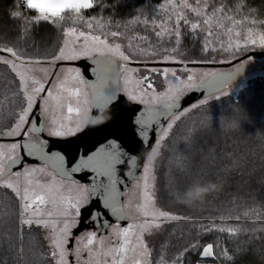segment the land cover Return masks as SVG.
Returning a JSON list of instances; mask_svg holds the SVG:
<instances>
[{"label":"snow or ice","instance_id":"6c2138e0","mask_svg":"<svg viewBox=\"0 0 264 264\" xmlns=\"http://www.w3.org/2000/svg\"><path fill=\"white\" fill-rule=\"evenodd\" d=\"M171 5L173 14L175 15L174 27H165L167 20L162 21L156 27L162 28V31H156L155 35L163 39L167 34L169 37H175L176 45L180 44L181 38V20L185 26L194 34L199 30L206 32L204 49L207 51L211 41L209 37L215 36L219 38L220 33L213 31V22L218 28L224 29V34L229 36L227 47L221 42V48L224 51L230 52L232 56H236L242 50L247 51L250 46L264 49V31L254 33L253 28L248 27L243 33V43L238 38L242 36L241 31H235L234 36L237 38L233 43V31L236 26L245 25L250 22L253 25H264V21L244 16L242 19H237L240 6L235 9L227 8L223 0H219L220 6H212L211 11L206 9L209 6V0H195V5L190 4L188 0H181L179 7L188 9L195 14V21L183 13L176 11L177 5L172 3V0H167ZM24 7L28 10H34L36 15L31 18H26L22 25L23 35H27L30 26L39 25L41 22H47L54 27H60L65 21L66 16L70 17L73 24L84 21L88 29L93 28L92 21L84 20L82 10L92 9L94 7L93 0H23ZM168 9L165 7V12ZM254 11V10H251ZM20 11H12L13 19L20 18ZM172 17L169 16L168 19ZM95 20V18H93ZM231 26L225 28V23ZM99 27H103L97 21ZM65 37L63 46L60 47L58 55L52 58V63L56 60H76L81 57L91 60L95 67L92 73L95 76L94 81L86 80L79 70L70 69L63 79H58V82L53 85L52 90L47 91L46 97H41L44 100V112L51 111L52 118L48 122L47 127H29L23 129V126L28 123L29 114L32 112L36 97L45 92L44 83L39 79H34L30 75L32 66L39 64L41 61L25 59L20 54L18 49L7 45H0V53H8L9 56L0 55V63L9 65L13 72L20 78L21 88L26 101V106L20 108L17 114L15 125L9 130L8 135L19 136L23 131L24 137H27L22 143H12L7 153L0 152V188L10 189L19 199V224L28 226L27 229L21 227L18 231L21 235L18 237L23 240L22 233L25 230L30 231L32 226L42 227L47 230L46 239L49 242L48 256L54 264H68L66 259L69 249L67 247L71 239L75 243V248L71 249L75 253L77 261L80 260L83 252L88 253V260L85 264H152L151 249L144 240V235H152L154 230H159L161 223L169 220L187 219L170 214L168 211L161 210L156 206L155 193V164L161 156V150L165 147V141L171 132L175 121L181 116L186 115L193 109L200 108L208 103V100L215 97L219 99L221 96H227V89L231 86L232 80L236 73H204L205 79L197 82L196 74L189 73L186 79H181L176 70L168 68L151 69L152 72H159L168 82V88L163 92H157L153 88V83L148 75H144L135 80V87L129 89L128 84L132 83L126 75L134 70L129 69L126 62L130 60V55L125 54L122 50V45L119 42H109V33L94 34L91 31H78L76 27H69L64 32ZM101 35L104 38H101ZM118 31L110 32L112 38L121 36ZM141 40H147V37H141ZM131 47V44L129 45ZM172 51H176L175 48ZM141 55H147V51L140 50ZM155 55L156 53H152ZM172 60L174 63H183L176 61L174 57L165 55L163 61ZM122 61L125 63H118ZM243 67V64L237 67V73ZM186 71L187 69H183ZM124 77V91L130 101L138 102L145 105V109L136 116L133 123L137 126L136 134L143 142L144 147H150L143 163V170L140 177L134 175L133 170L137 167V157L129 156L123 151L115 140H110L106 144L101 145L95 152L81 156L79 162L69 170L63 168L64 156L59 152L48 153L45 149L48 147V139L44 138L39 142H33L30 134L32 132L47 131L49 137L66 138L75 136L81 133L86 128H98L108 123L111 118V112L108 111L109 105L116 100V93L119 91L120 77ZM171 80H168V77ZM71 85V87L69 86ZM208 89V96L199 101L198 104H193L188 109L181 107V101L184 96L191 91L200 88ZM66 110V115L64 114ZM59 112V117L56 113ZM91 114L93 116L107 114L110 119L102 124L89 125L85 122V117ZM167 122V127L161 124V120ZM35 124V121L31 122ZM234 127L235 125H231ZM158 127L160 129L159 138L156 139L153 145L148 142V130ZM195 133V130H189L185 137L189 143ZM31 156H38L40 159L48 161H56V167L62 177H66L71 173L89 170L94 173L90 185H80L76 183L75 194L66 196L63 194V185L56 181L55 177L48 183H41L36 177V173H43L44 169L24 168L23 171L13 172V168L21 159L20 152ZM130 164L128 176H131L137 181L135 187L140 190L136 199H129L125 202L122 197L125 193L122 192L119 185L125 181L118 175L117 165L125 162ZM180 175L176 182L172 185V192L185 193L191 187L213 181V177L203 169H191L186 163L185 158L180 157L176 161ZM238 161L233 160V167H238ZM98 200L101 203L102 209L108 210L110 214L116 217L117 220L127 218L130 214L134 220L143 221L139 223L129 224L125 228L115 229V234L119 243L112 242L109 247L105 244L103 237H98L95 231L86 232L79 238L72 236V229L81 223L82 212L91 219L93 223L96 220H101L102 226L112 227V224L102 219L105 215L100 208H95L93 201ZM134 206V212L132 211ZM247 215V213H245ZM150 218V219H149ZM240 220L239 216L235 217ZM210 227L201 226L202 232L212 231ZM220 232H229L233 236L241 232L240 227H220L217 229ZM201 246L198 242L189 244L184 251H197ZM202 254L205 257L213 255V245L208 244L203 247ZM228 257L227 250L220 253ZM24 250L21 248L18 256L23 260ZM175 257L172 264H182L181 257ZM99 257V258H98ZM111 258L110 261L108 258ZM157 264H167L164 257L161 256Z\"/></svg>","mask_w":264,"mask_h":264},{"label":"trees","instance_id":"16d2710c","mask_svg":"<svg viewBox=\"0 0 264 264\" xmlns=\"http://www.w3.org/2000/svg\"><path fill=\"white\" fill-rule=\"evenodd\" d=\"M165 1L93 0L94 7L83 10L84 19L91 20L100 34L109 33V42L121 43L122 50L130 55V62L160 61L166 54L182 62L217 61L226 35L221 34L215 25L213 31L220 35L218 39L215 36L208 38L211 43L207 51L204 49L207 33L198 30L194 34L188 26L180 28L179 45H176L174 36L165 34L161 39L155 35L156 31L163 30L156 27L162 23L159 20L162 15L155 9ZM179 1L176 0V4ZM188 2L195 4V0ZM223 3L233 9L230 14H236L235 9L240 6L237 19L247 16L249 21L252 18L264 21V0H223ZM213 5L219 7V0H209L206 11L210 12ZM12 11H20L22 16L13 19ZM34 13L24 7L23 0H0V45L18 49L25 59L49 63L47 54L58 50L63 29L41 22L31 25L28 34L23 35L24 17L30 18ZM97 21L103 25L102 28ZM171 23L169 21L165 27H172ZM248 27L264 31V25L250 22L241 25V29ZM112 31L122 35L112 38ZM141 37H147V40H141ZM173 48L176 51L173 52ZM141 49L151 57H142ZM154 52L155 55L152 54ZM1 55L9 56L8 53ZM251 56L258 60L264 58V55L255 53L228 67L217 68L237 67ZM249 74L252 76L235 93L210 99L206 105L175 121L155 164L156 205L172 215L187 219L163 222L159 230L148 236L152 264H157L161 256L167 264L172 263L181 253L182 264H264V68ZM45 78L47 80L48 76ZM149 78L156 89L163 88L158 72ZM24 104L19 77L8 65L0 63V119H4L9 127ZM193 129L195 133L189 143L185 137ZM180 157L185 158L191 169L205 170L218 183L217 190L201 202H179L172 192V185L180 175L176 164ZM233 160L238 161V167H233ZM10 192L0 188V197L1 194L6 196L2 198L4 210L0 208V264H53L48 262L49 249L40 227L33 225L30 231H23L22 241L18 239L21 235L18 229H27L28 226L19 224L16 201L9 206L15 213L6 212L7 198L12 195ZM236 216L240 220H236ZM201 226L213 230L202 232ZM220 227H240L246 231L233 236L229 232L218 231ZM196 242L201 246L197 251H184L189 244ZM208 244L213 245V255L205 257L202 249ZM21 245L23 260L18 256ZM224 250L231 260L220 254Z\"/></svg>","mask_w":264,"mask_h":264},{"label":"water","instance_id":"95a60500","mask_svg":"<svg viewBox=\"0 0 264 264\" xmlns=\"http://www.w3.org/2000/svg\"><path fill=\"white\" fill-rule=\"evenodd\" d=\"M261 54L264 55V51H252L249 52L239 58L234 59L231 62L226 63H208V62H183L181 63H174V62H163V61H154V62H133L132 65L137 66H189V67H203V66H213V67H228L243 58L252 55V54ZM0 54H6L0 53ZM71 64H75L80 66L81 68H88L92 70L95 65L92 64L91 60L88 58H80L76 61H71ZM120 63V61H118ZM59 63L56 62V65ZM241 65V64H240ZM238 67V66H237ZM237 67L231 68L229 70L218 69L217 73H236L235 78L232 80V84H236L242 77L249 74L250 72L264 68V60H259L253 63H243V67L237 73ZM89 73L86 74V80H90ZM121 79V77H120ZM94 81V80H90ZM119 91L116 93V100L109 105L108 111L111 112L112 118L111 120L106 123L102 127L98 128H86L81 133L76 134L75 136H69L66 138H56L50 137L48 147L45 149L48 153L59 152L64 156L63 161V168L65 170H69L71 167L75 166L81 156H85L95 152L101 145L106 144L110 140H115L117 144L121 147V149L128 153L129 156H136L137 157V167L133 170L134 175L136 176L144 159L146 158L147 152L150 151L149 148H145L143 142L140 140L139 136L136 134L135 129L137 126L133 123L136 116L140 114L141 111L145 109V105L140 104L138 102L130 101L122 92L120 88V80H119ZM46 88V87H45ZM43 93L37 98V101L34 105V108L31 112H33L38 108L41 97H43ZM208 96V89L200 88L198 90H194L188 92L181 101V107L184 108L193 102L200 100L204 97ZM166 121L163 119L161 120V124L163 126L166 125ZM35 125L40 127L42 122L35 120ZM42 133V132H36ZM160 134V129L158 127L150 128L148 130V142L149 145H153L156 141V138ZM15 139V138H13ZM12 138H2L0 140H13ZM21 159L17 162V165L13 168V171L21 168L23 165L28 163H45L47 164L52 170L56 172L58 176H61L59 171L57 170L56 161H48L46 159L42 160L38 156H31L27 155L20 150ZM130 164L127 162V158H125V162L122 164L117 165L118 175H120L121 179L125 182L122 185H119L122 192H126L130 180L133 179L131 176H128V172L130 170ZM94 173L89 170H83L76 173H71L70 175L66 176L72 179H78L84 181L87 185H90L92 182V177ZM62 177V176H61ZM123 198V197H122ZM95 208H100L104 212V216L102 219L106 220L109 223L112 222H120L121 224L127 223L128 220H134L133 216L130 214L127 218L117 220L116 217L112 216L110 212L106 209H102L101 203L98 200L93 201ZM91 219L87 218V215L82 212L81 216V223L78 225V230H81L85 227H97L102 226L101 220H96V224ZM106 231L107 226H102Z\"/></svg>","mask_w":264,"mask_h":264},{"label":"rangeland","instance_id":"374dc122","mask_svg":"<svg viewBox=\"0 0 264 264\" xmlns=\"http://www.w3.org/2000/svg\"><path fill=\"white\" fill-rule=\"evenodd\" d=\"M172 3H174L175 5H177V8H176V11L177 12H179V11H183V13L189 18V20H192V21H195L196 19H202V18H196L195 17V14L194 13H192L190 10H188V9H181L180 7H179V5L181 4V0L179 1V3H177L176 4V0H172ZM193 5H195V4H193ZM165 7H167V9H168V11H167V13L165 12ZM157 12L156 13H160L161 15H162V17H159V20L162 22V21H164V20H167V24L169 23V21H172V27H174V25H175V15L173 14V10H172V7H171V5L170 4H168V2H167V0L165 1V2H163L162 4H160L159 6H157V8L155 9ZM82 13H83V16H84V18H85V12H83V10H82ZM36 15V13H34L31 17H33V16H35ZM169 16H171L172 18L171 19H168V17ZM30 17V18H31ZM27 17H24V19H26ZM242 17L240 16L239 17V19H241ZM84 20H89V19H84ZM89 21H91V20H89ZM43 24H47V22H43ZM180 24H181V27L182 26H185L184 24H183V21L181 20V22H180ZM47 25H51V24H47ZM213 25H215L216 26V24H215V22H213ZM165 26H167V25H165ZM229 26H231L229 23H225V28H227V27H229ZM69 27H76L77 29H78V31H86V32H88V31H91V32H93L94 34H100V32L98 31V29H97V27L96 26H94V24H93V28L92 29H88L87 28V26H86V24L84 23V21H79V22H77V23H75V24H73V21H72V19L70 18V17H67L66 16V19H65V21L64 22H62V24L60 25V28H62L63 29V32L67 29V28H69ZM239 26H236L235 28H234V31H233V43L235 42V40L237 39V38H235V36H234V32L235 31H241L242 32V36L240 37V38H238L239 40H240V42L241 43H243V33L246 31V28H242L241 29V25H240V29L238 28ZM65 28V29H64ZM216 28L219 30V31H222L221 32V34L222 33H224V29H221V28H218L217 26H216ZM253 31H254V33H259V32H261V30H257V29H253ZM206 33V32H205ZM224 35H226V34H224ZM61 36V43H60V45H59V48H58V50L56 51V52H54V53H50V54H47V56L48 57H46V59L47 60H49V61H51L52 60V58L53 57H55L56 55H58V53H59V49H60V47H62L63 46V41H64V39H65V37H64V35H63V33H62V35H60ZM101 38L103 39V37L101 36ZM228 41H229V36L228 35H226V37H225V40H224V46L225 47H227V44H228ZM213 44V43H212ZM259 50H264V49H261V48H259V47H254V46H250L249 47V49L247 50V51H241L240 53H238L235 57L234 56H232L231 54H230V52H227V51H224L223 49H221V50H219V58L217 59V61H209V63L210 62H214V63H224V62H229V61H232V60H234V59H236V58H239V57H241V56H243V55H245V54H247V53H249V52H252V51H259ZM166 55H168V54H166ZM4 56H6V55H4ZM165 56V55H164ZM163 56V57H164ZM170 56V55H169ZM142 57H146V58H150L151 56H150V54L149 55H143ZM163 57L162 58H160L159 60L160 61H163ZM171 57H173V56H171ZM81 58H84V57H81ZM80 59V58H79ZM63 60V59H62ZM77 60V59H76ZM176 60V59H175ZM259 60H264V58H261V59H259ZM258 60V58H256V57H253V56H251V57H248L247 59H245V63H253V62H256V61H259ZM176 61H180V60H176ZM163 62H165V61H163ZM167 62H173L172 60H169V61H167ZM120 63H125V62H122V61H120ZM132 63L133 62H130V60L128 61V62H126V65H127V67L129 68V69H132V70H134V71H132V72H130V73H128V74H126L129 78H130V80L132 81V83H130V84H128L127 85V87L129 88V89H131V88H134L136 85H135V80L136 79H138L139 77H142V76H144V75H148V76H151V74H155V73H157V72H152L151 71V69H160V70H162V69H164V68H168V69H170V70H176L177 71V74L181 77V79H186V77H187V75L189 74V73H195L196 74V78H197V82H199V80H201V79H205V77H204V73H211V72H216L219 68H217V67H210V66H203V67H189V66H181V67H175V66H137V65H132ZM9 66V65H8ZM10 67V66H9ZM11 68V67H10ZM52 69H53V66L52 65H50V64H48V63H39V64H36V65H34V66H32V70H31V73H30V75L32 76V78H34V79H39V80H41L43 83H44V81L46 80V78L45 77H47V76H49V74L51 73V71H52ZM63 69H70L68 66H66V67H63ZM183 69H187L186 71H184ZM11 70H12V68H11ZM225 70V69H224ZM16 73V72H15ZM159 73V72H158ZM252 76V74H249V75H247V76H245V77H243L242 79H240L239 80V82L237 83V84H235V85H233V86H230L228 89H227V91H228V94H233V93H235L250 77ZM159 77V76H158ZM162 77V81H163V88L162 89H156L154 86H153V88L159 93V92H163V91H165L167 88H168V82H167V80L165 79V77L164 76H161L160 75V78ZM151 78V77H150ZM172 78L169 76L168 77V80H171ZM151 80V79H150ZM19 82H20V88H21V81H20V78H19ZM70 87H71V85H69ZM52 88H53V86H51L50 87V89L49 90H52ZM120 88H121V90H122V92L124 93V95L127 97V95H126V93H125V91H124V88H125V80H124V77L122 76L121 77V79H120ZM21 92H22V95H23V90H22V88H21ZM47 96V95H46ZM23 97H24V95H23ZM128 98V97H127ZM213 98H215V97H213ZM213 98H211V99H213ZM24 100H25V98H24ZM36 100V99H35ZM210 100V99H209ZM201 101V100H200ZM199 103V101L198 102H195V103H193V104H198ZM193 104H191V105H189V106H187V107H184L183 109H188V108H190ZM24 106H26V101H25V104H24ZM44 108H45V104H44V101H43V109H42V112H43V114H45L46 116H47V121L49 122L50 120H51V118H52V113H51V111H49L48 113H45L44 112ZM19 111H20V109H19ZM19 111L17 112V114L19 113ZM65 115H66V110H65V113H64ZM56 115L59 117V115H60V113L59 112H57L56 113ZM18 117H17V115H16V118H15V120H14V125H15V122H16V119H17ZM13 125V126H14ZM12 126V127H13ZM164 127H167V123H166V125L164 126ZM8 125H6V121L4 120V119H0V137H9L10 135H8V132H9V130H8ZM160 135V134H159ZM159 135H158V137L156 138V139H158L159 138ZM12 143H15V142H9V141H0V152H4V153H7V151H8V149H9V147H10V145L12 144ZM26 168H36V169H40L39 167H36V166H29V167H26ZM36 177L41 181V183H48V182H50L51 180H52V177H50L49 175H47V173L44 171L43 173H40V172H37L36 174ZM56 179V181L57 182H59L60 184H62L63 185V194L64 195H66V196H71V195H74L75 194V187L74 186H71V185H68L69 183H65V182H63V181H61V180H59V179H57V178H55ZM136 183L137 182H135V184L133 185V189L135 188V185H136ZM150 183H154V186H155V181L154 182H150ZM11 193V192H10ZM3 197H6L5 195H2L1 194V197H0V208L2 209V210H4V208L2 207L3 205H4V202H2V198ZM13 201L15 202H17V212H19V210H20V205L18 204V202H19V199L15 196V194L12 192V195L10 196V198H7V201H6V203H7V205H6V212L7 213H9V214H14L15 212H14V210H13V208H11V207H9V206H11L12 204H13ZM16 202H15V204H16ZM20 203V202H19ZM157 206V205H156ZM158 207V206H157ZM143 217H141L140 218V220H137V221H130V222H128L127 224H125V225H113L111 228H110V231H109V236H108V238H107V243H110L109 244V247H111L112 246V243L111 242H116L117 244L119 243V241H118V238H117V236H116V234H115V229H117V228H120V229H122V228H125V227H128V225L129 224H133V223H139V222H142L143 221ZM150 219V218H149ZM41 228V230H42V234H43V237H44V239H45V241H46V243L49 245V242H48V240L45 238L46 237V235H47V230L46 229H44V228H42V227H40ZM86 233V232H85ZM85 233H83L82 235H84ZM148 236H150V235H148L147 233L144 235V240H145V242L148 244V241H147V238H148ZM109 239V240H108ZM110 239H112L113 241H110ZM69 241H71V239L69 240ZM66 259H67V257H66ZM110 257H109V261H110ZM151 259V258H150ZM84 264H85V262H83ZM53 264H54V262H53ZM68 264H70L69 262H68ZM169 264H172V263H169Z\"/></svg>","mask_w":264,"mask_h":264},{"label":"flooded vegetation","instance_id":"af4514ba","mask_svg":"<svg viewBox=\"0 0 264 264\" xmlns=\"http://www.w3.org/2000/svg\"><path fill=\"white\" fill-rule=\"evenodd\" d=\"M1 55V54H0ZM78 60V59H77ZM52 61V60H51ZM51 61H49L48 64L52 65L53 66V69L51 71V73L49 74L47 80L45 81L44 83V87L45 88V92L43 94V97H46L47 95V91L50 89L51 86H53L54 84H56L58 82V79H63L65 75H67L68 73V70L70 69H77L79 70V72L81 73V75L86 79V74H90L89 75V79L90 80H95V76L93 75L92 73V70L88 69V68H81L80 66L78 65H75V64H71L70 62L71 61H76V60H56L54 63H52ZM56 62L59 63L58 65H56ZM68 66L70 69H63V67H66ZM231 69L230 68H227L225 70H229ZM37 98L36 97V100H35V103L37 101ZM43 99L41 100L38 108L33 112V114H29V117H28V123H26L24 126H23V129H28L29 127H37L35 124H32L31 122L32 121H41L42 124L45 126V128L47 127V124H48V119H47V116L45 114H43L42 112V109H43ZM16 116L13 117V119L15 120ZM14 120H13V123L9 126L8 130H10L12 128V126L14 125ZM38 128V127H37ZM31 136V139L33 140V142H39V140L41 139H44V138H47L48 141H49V136H48V133L47 131H42V133H36V132H32L30 134ZM2 138H15L13 140H0V141H9V142H23L25 139H27V137H24L23 135V131L21 132V134L19 136H9V137H2ZM20 151V150H18ZM145 160V159H144ZM144 163V161H143ZM143 163L136 175V177H140L141 173H142V170H143ZM29 166H36V167H39V168H43L44 171L47 173V175H49L50 177H55L65 183H69L68 185H71V186H74L75 189H76V183L80 184V185H87L84 181H81V180H78V179H72V178H69V177H61V176H58L56 174V172L54 170H52L47 164L45 163H28V164H25L23 165L21 168H18L16 170H14L13 172L15 171H23L24 168L26 167H29ZM76 182V183H73V182ZM135 182H137L135 179H131L130 180V183H129V186L125 192V196L122 198L125 202H127L129 199L131 200H135L137 195L139 194L140 190L137 189L136 187L133 189V185L135 184ZM1 189H4V188H1ZM10 190V189H8ZM11 191V190H10ZM12 192V191H11ZM132 211L134 212V206H133V209ZM130 221H137V220H128V222ZM88 222H93V221H88ZM97 222H95L94 224H96ZM125 223V224H127ZM112 226L113 225H125V224H121L120 222H112L111 223ZM110 228L111 227H107L106 231H104L105 229L102 228V226H97V227H85L81 230H78V226L77 227H74L72 229V236L73 237H77L79 238L80 236H82L83 233L85 232H91V231H95L98 235V237H103L104 241H105V244L107 246H109L110 243H107V238L109 236V231H110ZM109 240V239H108ZM110 241H113L112 239H110ZM112 243V242H111ZM48 245V244H47ZM68 249L70 250L68 255H67V261L70 263V264H84L83 262H86L88 260V253L85 251L81 254V257H80V260L77 261L76 259V256H75V253L71 251V249H74L75 248V243L71 240L69 241L68 245H67ZM48 249H49V245H48ZM49 251V250H48ZM49 259H48V262H53L51 260V257L48 256ZM99 258V257H98ZM109 259V258H108Z\"/></svg>","mask_w":264,"mask_h":264},{"label":"clouds","instance_id":"9594fccd","mask_svg":"<svg viewBox=\"0 0 264 264\" xmlns=\"http://www.w3.org/2000/svg\"><path fill=\"white\" fill-rule=\"evenodd\" d=\"M110 115L102 114L93 116L88 114L85 117L86 124L89 125H98L107 122L110 119ZM218 188V183L214 181H208L207 183L197 184L191 187L185 193H177L176 198L179 202H185L193 204L196 202L203 201L209 194L216 191Z\"/></svg>","mask_w":264,"mask_h":264},{"label":"crops","instance_id":"0c3cea01","mask_svg":"<svg viewBox=\"0 0 264 264\" xmlns=\"http://www.w3.org/2000/svg\"><path fill=\"white\" fill-rule=\"evenodd\" d=\"M26 8V7H25ZM34 11V10H33ZM35 12V11H34Z\"/></svg>","mask_w":264,"mask_h":264}]
</instances>
